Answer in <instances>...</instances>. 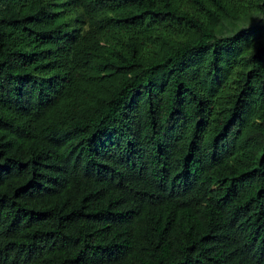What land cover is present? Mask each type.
Instances as JSON below:
<instances>
[{
  "label": "trees",
  "instance_id": "1",
  "mask_svg": "<svg viewBox=\"0 0 264 264\" xmlns=\"http://www.w3.org/2000/svg\"><path fill=\"white\" fill-rule=\"evenodd\" d=\"M0 264H264V0H0Z\"/></svg>",
  "mask_w": 264,
  "mask_h": 264
}]
</instances>
